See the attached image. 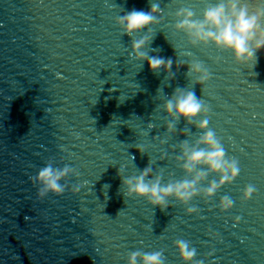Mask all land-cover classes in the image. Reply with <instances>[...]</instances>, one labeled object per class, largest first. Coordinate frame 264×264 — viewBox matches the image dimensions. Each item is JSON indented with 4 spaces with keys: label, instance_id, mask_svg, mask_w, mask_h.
<instances>
[{
    "label": "water",
    "instance_id": "1",
    "mask_svg": "<svg viewBox=\"0 0 264 264\" xmlns=\"http://www.w3.org/2000/svg\"><path fill=\"white\" fill-rule=\"evenodd\" d=\"M154 2L163 22L150 46L159 51L150 55L172 58L173 71L176 60L201 61L210 70L203 92L201 85L192 90L208 106V127L239 161L240 174L207 202L194 198L187 205L198 209L193 214L171 201L161 211L144 199H125L119 165H127L128 176L151 160L153 175L163 170L162 183L181 179L174 146L201 134L190 126L188 137L180 135L181 120L160 144L167 120L154 111L156 103L192 83L186 66L169 81L128 59L130 38L115 19L147 11L149 0H0V264H126L131 251L161 249L166 264H181L177 239L196 249L192 264H264V49L250 69L210 44L192 47L173 30V14L190 6L199 18L216 0ZM50 158L75 167L79 176L69 182L80 188L38 201L29 176ZM215 179L210 174L201 186ZM248 184L257 191L242 203ZM225 195L235 203L221 213L216 204Z\"/></svg>",
    "mask_w": 264,
    "mask_h": 264
},
{
    "label": "clouds",
    "instance_id": "2",
    "mask_svg": "<svg viewBox=\"0 0 264 264\" xmlns=\"http://www.w3.org/2000/svg\"><path fill=\"white\" fill-rule=\"evenodd\" d=\"M161 11L158 3L149 0L147 11L135 9L128 11L115 19V25L121 36L130 38L127 48L128 59L137 62L140 69L146 63L153 74L159 75L163 72L164 77L171 81L176 71L183 66L187 67L184 75L192 83V88L177 87L170 96L166 95L168 98L165 101L156 103L154 111H162L167 120L163 126L165 138L160 140V144H165L166 137L176 132V126L181 120L185 122V128L180 135L188 137L187 129L190 126L195 127L201 134L192 141L187 138L174 146L179 150L174 162L184 174L183 178L173 180L169 176L167 182L162 183L163 170L153 175L151 160L143 170H137L136 174L128 176L123 175V169L127 165L121 164L117 169V176L120 177V191L125 199L141 198L151 207H159L164 211L169 207V201L172 205L187 206L194 198L200 197L207 202L222 186L231 184L240 174L241 168L236 158L226 155L220 138L208 127L209 108L192 90L195 85H201L203 92L211 77L210 70L201 61L180 63L176 60V71H173L172 58L150 55V52L159 51L150 46L155 36L153 29L163 22ZM173 15L175 22L172 28L185 35L188 45L207 47L210 44L220 52H229L234 64L238 66L250 65V69L253 68L257 62V53L264 49V2L253 5L245 0H216L215 3L205 5L199 18L190 6L178 8ZM142 32L144 34L137 38ZM173 48L176 51L174 46ZM159 91L158 88L157 94ZM153 127L151 123L147 124L148 129ZM135 149L141 155L146 153L142 144H136ZM56 163L54 158H50L35 175L29 176V181L36 188V200L42 201L49 194L61 196L69 191H79V184L70 186L69 182L70 177L79 176L77 169L68 164L58 167ZM210 174L217 176L218 179L208 181L206 187H202ZM256 191L255 185H246L240 201L242 203L248 201ZM234 203L231 197L225 195L220 198L216 207L223 213L231 209ZM197 211L195 206L185 207L186 214ZM240 219V216H236L232 226L235 227ZM173 246L181 264H192L197 253L189 241L177 239ZM207 255L211 256L212 253L209 252ZM126 264H166V257L163 249L151 252L136 250L127 254ZM195 264H204V260H196Z\"/></svg>",
    "mask_w": 264,
    "mask_h": 264
}]
</instances>
